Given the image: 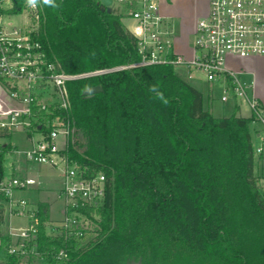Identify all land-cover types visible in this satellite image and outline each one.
Masks as SVG:
<instances>
[{"label": "trees", "instance_id": "trees-1", "mask_svg": "<svg viewBox=\"0 0 264 264\" xmlns=\"http://www.w3.org/2000/svg\"><path fill=\"white\" fill-rule=\"evenodd\" d=\"M12 2L11 15L28 5ZM54 4H37L35 38L62 71L80 76L140 62L122 17L103 13L96 0ZM98 86L101 93L84 96ZM68 92L67 153L105 173L109 187L98 238L60 264H264V195L250 131L255 120L238 115L237 100L230 117H214L203 94L173 66L85 77L69 82ZM9 147L0 156V176ZM39 211V250L61 249L63 242L47 235L49 205L39 204ZM7 244L1 238L0 253ZM0 264L30 263L7 256Z\"/></svg>", "mask_w": 264, "mask_h": 264}, {"label": "built area", "instance_id": "built-area-1", "mask_svg": "<svg viewBox=\"0 0 264 264\" xmlns=\"http://www.w3.org/2000/svg\"><path fill=\"white\" fill-rule=\"evenodd\" d=\"M96 2L102 4V0ZM163 4L164 0H112L111 13L122 17L141 57L136 64L112 71L173 66L189 80L198 74L205 82L221 86L222 103L237 100L264 129V105L256 97L253 84L245 83L232 67L240 61L264 58V0H208L207 13L197 23L191 57L178 54L175 19L166 14ZM12 8V0H0V156L10 146L5 161L21 155L28 163L61 172V219L53 221L49 209L46 227L47 235L60 239L63 247L39 250V205L22 196L36 183L18 177L13 164L8 173L5 163L4 175L0 176V228L5 229L1 238L8 239L4 249L8 257L30 264H60L98 238L109 187L105 173L80 166L67 153L72 131L68 83L112 71L80 76L65 73L47 59L35 38L38 6L25 7L28 23L21 26L12 22L15 15L8 13ZM19 131L29 142L24 151L12 143ZM60 138L63 148L58 144ZM256 153L262 155L264 147L257 148ZM260 188L264 195V180Z\"/></svg>", "mask_w": 264, "mask_h": 264}, {"label": "rangeland", "instance_id": "rangeland-1", "mask_svg": "<svg viewBox=\"0 0 264 264\" xmlns=\"http://www.w3.org/2000/svg\"><path fill=\"white\" fill-rule=\"evenodd\" d=\"M201 3L199 4V0H164L163 7L165 10H168L169 7L177 8L181 11L183 17L191 18L194 17L195 12L199 9ZM175 17V27L178 28L179 21L177 16ZM12 22L18 26L28 23V16L26 13H22L19 15L12 16ZM32 24H34L32 22ZM258 63H264V61H257ZM119 69V68H117ZM116 70V69H113ZM112 71V70H106ZM177 74L181 78H185L184 72L182 70H176ZM113 72V71H112ZM194 85L204 94V102L205 108H207L208 104H210V111L214 113L215 116L223 118L230 117L233 113L232 104L231 103H222V88L217 84H209L206 82H193ZM195 87V88H196ZM210 94V95H208ZM254 123V122H253ZM257 124H251L250 131L251 136L253 138V144L255 149L263 146L262 141L256 138L254 134V129L262 128L260 123L255 122ZM12 143L15 147L18 148L19 151H24L29 148V142H27L25 135L22 132H16L13 135ZM58 144L60 148L65 147L63 140L60 138L58 140ZM255 169L257 171L258 164L260 162V157L256 153L255 154ZM13 164L16 167V173L18 177H25L34 180L36 183L35 186H38L41 190L40 196H44V198L49 201L52 206L51 209V218L53 221L58 222L61 219L60 210L62 207V201L58 198V190L61 184V172L59 170H55L48 165H41L37 163H28L23 157L20 155H15L14 157H7L5 161V167L7 172H10V165ZM4 253H0V261L4 259Z\"/></svg>", "mask_w": 264, "mask_h": 264}, {"label": "crops", "instance_id": "crops-1", "mask_svg": "<svg viewBox=\"0 0 264 264\" xmlns=\"http://www.w3.org/2000/svg\"><path fill=\"white\" fill-rule=\"evenodd\" d=\"M200 3H201V5L203 4L206 6V13H207L208 0H199V4ZM165 12H166V14L173 17L174 19H175L174 16H177L178 19H180L178 28L175 27L176 49H177L178 54L183 55V56H187V57H191L193 54L192 50H193V43H194V39H195L197 23H198V20L200 19V17L197 18L194 16L191 18H185V17H183V15L179 9H177V8L173 9L171 7H169L168 10H165ZM184 20H189L190 24L188 26L185 25L186 23L184 24ZM257 61H264V58H257V59L240 61L238 64L233 65L232 67L234 68V71L240 73V77L242 78V80L245 83L253 84L254 93H255L256 97L264 105V63H258ZM184 75H185V78H183V80L188 82L190 85H194L193 82H199V83L205 82L203 80V78L198 74L195 75V78L193 80H189L185 73H184ZM196 89H198V88L196 87ZM1 94H2V87L0 84V96H1ZM208 95H210V94H208ZM203 97H204V94H203ZM228 103L232 104V111H233V108H234L233 101L230 100ZM239 106H240V111H239L238 115L240 117H243V118L251 117L250 111L248 110V108L245 105L239 104ZM204 107H206L205 102H204ZM205 109L210 111V104H208L207 108H205ZM211 113L214 117L220 118V117L215 116L213 112H211ZM252 124H257V123L254 122ZM260 126L262 128L254 129V134H255L256 138H258L260 141H263L264 129H263V126L261 124H260ZM252 140H253V138H252ZM259 157H260V162L258 164L257 171L255 169V174L259 178L260 184H262L263 180H264V153L262 155H259ZM60 188H61V184H60ZM60 188H59V190H60ZM39 193H41L40 188L38 186H33L27 192L22 193V196L27 197L32 202V204H34V205H39L41 203H45V204L49 205V209H50V213H51V209H52L51 204L49 203V201H47L44 198V196H40ZM2 231H5V229L0 228V244H1V235L3 234ZM1 253H4V257H5L2 261H0V262H3L7 258V255L5 254L4 251Z\"/></svg>", "mask_w": 264, "mask_h": 264}, {"label": "water", "instance_id": "water-1", "mask_svg": "<svg viewBox=\"0 0 264 264\" xmlns=\"http://www.w3.org/2000/svg\"><path fill=\"white\" fill-rule=\"evenodd\" d=\"M111 5H112V0H102V4L100 5V10L103 13H111ZM103 91V88L101 86L98 87H93L91 89H88L87 91L84 92L85 97H92L94 95H97Z\"/></svg>", "mask_w": 264, "mask_h": 264}, {"label": "clouds", "instance_id": "clouds-1", "mask_svg": "<svg viewBox=\"0 0 264 264\" xmlns=\"http://www.w3.org/2000/svg\"><path fill=\"white\" fill-rule=\"evenodd\" d=\"M40 2V0H27V4L32 7L35 8L37 6V4ZM43 4L45 5H50V6H55L54 4V0H42ZM154 92H156L157 96L159 99L164 100L165 103H167V101L165 100L163 93L161 92H157L156 88L154 87L152 89Z\"/></svg>", "mask_w": 264, "mask_h": 264}, {"label": "flooded vegetation", "instance_id": "flooded-vegetation-1", "mask_svg": "<svg viewBox=\"0 0 264 264\" xmlns=\"http://www.w3.org/2000/svg\"><path fill=\"white\" fill-rule=\"evenodd\" d=\"M205 13H206V6L202 4L199 7V9L197 10V12H195V15L194 16L197 17V18H199V17L204 16ZM184 24L188 26L190 24V21L189 20H184Z\"/></svg>", "mask_w": 264, "mask_h": 264}]
</instances>
